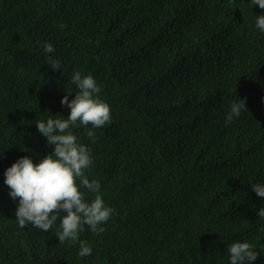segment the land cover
I'll use <instances>...</instances> for the list:
<instances>
[{
    "label": "trees",
    "instance_id": "1",
    "mask_svg": "<svg viewBox=\"0 0 264 264\" xmlns=\"http://www.w3.org/2000/svg\"><path fill=\"white\" fill-rule=\"evenodd\" d=\"M260 15L251 0H0V264H230L234 242L264 264V198L252 188L264 184ZM76 71L96 80L112 120L71 129L115 209L103 233L79 234L92 248L83 258L55 236L59 218L48 232L20 228L4 182L22 157L53 153L35 124L68 118ZM236 99L247 111L226 124Z\"/></svg>",
    "mask_w": 264,
    "mask_h": 264
},
{
    "label": "clouds",
    "instance_id": "2",
    "mask_svg": "<svg viewBox=\"0 0 264 264\" xmlns=\"http://www.w3.org/2000/svg\"><path fill=\"white\" fill-rule=\"evenodd\" d=\"M251 4L264 9V0H251ZM255 26L264 33V15L256 18ZM43 49L50 68H62L61 62L49 55L55 51L53 46L45 43ZM70 82L77 89L75 99L69 102L68 95H65L61 100L62 106L71 110L68 118L49 116L46 122L38 121L35 124L47 144L54 145L53 153L38 165H34L30 158L22 157L6 170L4 182L10 189L9 196L13 200L19 198L15 220L20 228L31 224L48 232L59 218L60 230L55 236L60 244L66 241L73 244L79 242L78 255L83 258L92 254V248L86 241L79 239V234L85 230V226L94 234L103 233L105 229L101 225L108 222L115 209L105 204L100 195V182L87 178L85 172L93 163L92 155L88 147L77 142L71 129L89 125L101 128L112 120L110 106L98 98L101 89L92 75L84 76L76 71ZM242 111H247L245 101L236 99L230 106L226 124L239 117ZM92 128L88 129L87 137L94 140ZM81 188L94 194L91 202L85 200ZM252 188L258 197L264 198V184H254ZM61 212L65 215L61 216ZM258 216L264 219V208L259 210ZM260 231L264 232V227ZM227 252L230 264H253L259 255L247 242H234Z\"/></svg>",
    "mask_w": 264,
    "mask_h": 264
}]
</instances>
